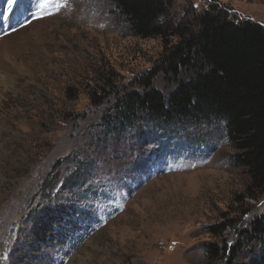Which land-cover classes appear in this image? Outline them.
<instances>
[{
    "label": "rangeland",
    "instance_id": "rangeland-1",
    "mask_svg": "<svg viewBox=\"0 0 264 264\" xmlns=\"http://www.w3.org/2000/svg\"><path fill=\"white\" fill-rule=\"evenodd\" d=\"M172 1L173 23L216 5L264 26V0ZM168 48L134 37L107 0H0V264H256L264 241L234 260L204 250L236 247L264 212V196L244 203L248 176L219 130L188 126L207 140L195 145L143 129L103 138L105 115ZM189 77L152 83L167 95ZM102 82L115 93L94 96Z\"/></svg>",
    "mask_w": 264,
    "mask_h": 264
},
{
    "label": "trees",
    "instance_id": "trees-1",
    "mask_svg": "<svg viewBox=\"0 0 264 264\" xmlns=\"http://www.w3.org/2000/svg\"><path fill=\"white\" fill-rule=\"evenodd\" d=\"M107 2L134 37L160 38L169 48L149 72L129 85L141 90L123 91L111 108L114 113L105 115L103 138L110 135L109 131L118 135L124 131L138 134L143 129L149 133L161 131L169 141L184 139V145H195L204 137L190 135L188 126L219 130L234 150L231 165L248 176L244 203L263 197L264 26L234 20L216 5L205 11H192L191 17L173 23L172 0ZM159 73L173 78L180 73L190 77L178 80L175 90L165 95L152 83ZM98 88L94 96H100L106 89L115 93L117 86L102 82ZM78 176L74 173L71 181ZM52 184L53 178L48 174L41 183V191L51 189ZM232 224L221 222L208 227L206 232L219 238ZM240 240L236 247L209 243L204 250L210 260L228 255L234 260L241 243L264 241V212L240 232ZM254 260L256 264H264V251Z\"/></svg>",
    "mask_w": 264,
    "mask_h": 264
},
{
    "label": "bare ground",
    "instance_id": "bare-ground-1",
    "mask_svg": "<svg viewBox=\"0 0 264 264\" xmlns=\"http://www.w3.org/2000/svg\"><path fill=\"white\" fill-rule=\"evenodd\" d=\"M18 38H16V36H10L7 41H6V49L11 51L12 48H15V46H17V42H20L21 38L19 36H17ZM16 38V39H15ZM27 42V41H26ZM0 61H1V57H0Z\"/></svg>",
    "mask_w": 264,
    "mask_h": 264
},
{
    "label": "snow or ice",
    "instance_id": "snow-or-ice-1",
    "mask_svg": "<svg viewBox=\"0 0 264 264\" xmlns=\"http://www.w3.org/2000/svg\"><path fill=\"white\" fill-rule=\"evenodd\" d=\"M13 2H14V0H13Z\"/></svg>",
    "mask_w": 264,
    "mask_h": 264
}]
</instances>
